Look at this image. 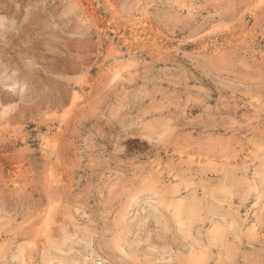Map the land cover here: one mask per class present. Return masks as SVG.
I'll list each match as a JSON object with an SVG mask.
<instances>
[{
  "label": "rangeland",
  "instance_id": "rangeland-1",
  "mask_svg": "<svg viewBox=\"0 0 264 264\" xmlns=\"http://www.w3.org/2000/svg\"><path fill=\"white\" fill-rule=\"evenodd\" d=\"M0 264H264V0H0Z\"/></svg>",
  "mask_w": 264,
  "mask_h": 264
},
{
  "label": "bare ground",
  "instance_id": "bare-ground-1",
  "mask_svg": "<svg viewBox=\"0 0 264 264\" xmlns=\"http://www.w3.org/2000/svg\"><path fill=\"white\" fill-rule=\"evenodd\" d=\"M220 170H221V169H220ZM228 171H229V170H228ZM255 172H256V171H255ZM227 173H228V172H227ZM224 174H225V173H224ZM247 180H248V179H247ZM238 181H239V180H238ZM249 181H250V180H249ZM240 184H241V183H240ZM240 184H239V185H240ZM242 185H243V184H242ZM226 192H227V191H226ZM211 198H212V197H211ZM243 198H244V197H243ZM209 204H210V203H209ZM218 204H220V203H218ZM210 207H211V206H210ZM213 207H214V206H213ZM219 208H220V207H219ZM217 209H218V207H217ZM220 209H221V208H220ZM210 210H211V209H210ZM235 210H236V209H235ZM222 211H223V210H222ZM259 211L261 212V210H259ZM226 212H227V211H226ZM257 212H258V211H257ZM215 213H216V212H215ZM217 213H218V212H217ZM225 214H226V213H225ZM245 214H246V213H245ZM226 215H228V213H227ZM229 215H230V214H229ZM259 215H260V214H259ZM229 217H230V216H229ZM248 217H249V216H248ZM251 217H252V216H251ZM233 219H234V218H233ZM233 219H232V220H233ZM233 221H234V220H233ZM258 221H259V220H258ZM258 221H257V222H258ZM242 222H243V221H242ZM248 222H249V221H248ZM236 223H237V222H236ZM234 224H235V223H234ZM246 224H247V223H246ZM255 224H256V223H255ZM250 227H251V226H250ZM37 229H38V228H36V230H37ZM237 230H238V229H237ZM241 232H242V231H241ZM253 234H254V233H253ZM257 235H258V234H257ZM48 239H49V238H48ZM51 240H52V239H51ZM51 240H50V241H51ZM43 242H44V241H43ZM43 242H42V243H43ZM52 246H53V245H52ZM54 249H55V248H54ZM41 250H42V248H41ZM52 250H53V249H52ZM58 251H59V250H58ZM47 252H48V251H47ZM66 255H67V254H66ZM192 256H193V255H192ZM70 262H71V261H70ZM71 263H72V262H71Z\"/></svg>",
  "mask_w": 264,
  "mask_h": 264
}]
</instances>
